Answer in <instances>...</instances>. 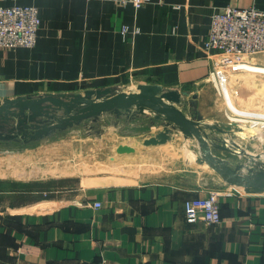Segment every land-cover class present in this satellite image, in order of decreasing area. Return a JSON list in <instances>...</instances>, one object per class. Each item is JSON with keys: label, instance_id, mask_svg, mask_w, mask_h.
<instances>
[{"label": "crops", "instance_id": "obj_1", "mask_svg": "<svg viewBox=\"0 0 264 264\" xmlns=\"http://www.w3.org/2000/svg\"><path fill=\"white\" fill-rule=\"evenodd\" d=\"M0 5H34L41 18L34 47L0 48L2 104L108 89L130 93L141 84H158L181 93L175 106L198 122L212 150L214 129L221 130L215 88L223 98L205 50L212 15L228 6L264 11V0H151L141 7L113 0H0ZM249 60L237 67L264 73ZM230 72L218 67L216 74ZM224 93L225 110L239 112L225 85ZM59 110L66 114L64 108L54 112ZM153 117L166 134L159 142L196 146L195 164L194 153L186 150L168 170L174 178L98 188L83 183L53 209L26 210V191L0 189V264H264V189L229 183L202 159L195 137L164 115ZM258 120L264 123L263 116ZM224 136L227 140L228 133ZM211 190L220 194L221 223L189 222L184 202ZM96 201L102 206L95 207Z\"/></svg>", "mask_w": 264, "mask_h": 264}, {"label": "rangeland", "instance_id": "obj_2", "mask_svg": "<svg viewBox=\"0 0 264 264\" xmlns=\"http://www.w3.org/2000/svg\"><path fill=\"white\" fill-rule=\"evenodd\" d=\"M250 59L264 67V53ZM212 79L220 90L224 85L228 88L232 104L239 109L225 110L224 91L222 98L215 88L221 107V112L216 113L220 115L217 126L221 130L214 129V153L223 155L233 167L240 165V174L255 178L264 173V123L231 117L241 118L239 115L247 113L256 114L258 119L264 117V73L238 69L226 76L223 86L218 78ZM81 107H74L71 113ZM146 110L147 114H141L133 106L129 113L112 110L79 121L65 120L67 114L60 110L54 112L55 116L44 114L34 121L21 122L12 115L11 119H0V189L26 191L27 200L22 207L35 211L53 209L72 199L74 188L83 183L98 188L176 177L168 170L173 164L179 165L186 150L194 153L196 146L181 140L168 144L167 140L151 142L152 138L160 140L165 133L158 129L159 120L153 117L158 113ZM33 123L41 127L32 126ZM42 126L51 129L38 131ZM225 133L228 139L222 140ZM195 144L200 150L199 143ZM193 156L195 164L197 155ZM202 159L207 162L204 155ZM15 198L19 200V196Z\"/></svg>", "mask_w": 264, "mask_h": 264}, {"label": "built area", "instance_id": "obj_3", "mask_svg": "<svg viewBox=\"0 0 264 264\" xmlns=\"http://www.w3.org/2000/svg\"><path fill=\"white\" fill-rule=\"evenodd\" d=\"M121 4L141 7L151 0H113ZM41 25L39 9L34 5H0V48H32L37 43ZM129 27L122 30L125 35ZM138 32L136 28L134 30ZM205 50L213 60L212 76L217 68L225 73L234 70L239 63L255 54L264 53V11L256 7H225L216 10L205 40ZM225 76V75H224ZM222 80L221 75H217ZM220 194L211 190L206 196L189 198L184 202V214L191 222L204 221L219 224L222 221ZM97 208L101 202H94Z\"/></svg>", "mask_w": 264, "mask_h": 264}, {"label": "water", "instance_id": "obj_4", "mask_svg": "<svg viewBox=\"0 0 264 264\" xmlns=\"http://www.w3.org/2000/svg\"><path fill=\"white\" fill-rule=\"evenodd\" d=\"M138 89L139 91L130 93H113L108 89L97 92L87 91L85 96L47 95L39 98H17L8 100L5 104L0 102V119H11L12 116H16L21 122L27 119L34 121L38 116L44 114L55 116L54 109L64 108L67 114L65 120L79 121L108 110L128 111L133 106H137L141 112H145L148 108L156 111L158 115H164L169 123L177 125L185 134L195 137L199 141L207 162L227 178L229 183L244 185L250 189H264V173L255 178L244 176L239 173L240 165L233 167L224 158L213 152L198 122L189 118L180 108L175 106L181 102V93L174 90L165 91L158 84H141ZM168 102L173 103V105ZM79 105L82 107L77 113L72 114L71 110ZM26 110H29L28 116L25 114ZM32 126L41 127L37 123H33ZM50 129V126H42L38 131L49 132ZM165 137L166 134H163L161 141ZM151 142H159V140L152 138Z\"/></svg>", "mask_w": 264, "mask_h": 264}, {"label": "bare ground", "instance_id": "obj_5", "mask_svg": "<svg viewBox=\"0 0 264 264\" xmlns=\"http://www.w3.org/2000/svg\"><path fill=\"white\" fill-rule=\"evenodd\" d=\"M238 69H240V70H247L246 68H244V67H236V70H238ZM214 78H217V74L215 75V76H213ZM221 78H222V80H221V84H222V86H223V83L225 82V80H226V77L224 76V74H221ZM223 91H224V86H223ZM225 94V93H224ZM226 96V95H225ZM228 101V100H227ZM226 101V102H227ZM225 105H226V103H225ZM229 106V105H228ZM227 110V109H226ZM228 114V113H227ZM226 114V115H227ZM237 115H239V114H237ZM233 116V115H232ZM241 118H237V117H231V116H229V117H231V119H233V120H237V121H239V120H242V121H247V122H250V123H258V122H260V120H258L257 118H253V117H249V116H242V115H239ZM230 119V120H231Z\"/></svg>", "mask_w": 264, "mask_h": 264}]
</instances>
